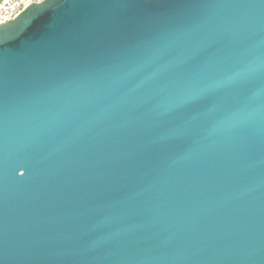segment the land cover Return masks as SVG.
<instances>
[{
    "label": "water",
    "instance_id": "obj_1",
    "mask_svg": "<svg viewBox=\"0 0 264 264\" xmlns=\"http://www.w3.org/2000/svg\"><path fill=\"white\" fill-rule=\"evenodd\" d=\"M0 264H264V0L0 24Z\"/></svg>",
    "mask_w": 264,
    "mask_h": 264
},
{
    "label": "built area",
    "instance_id": "obj_2",
    "mask_svg": "<svg viewBox=\"0 0 264 264\" xmlns=\"http://www.w3.org/2000/svg\"><path fill=\"white\" fill-rule=\"evenodd\" d=\"M43 0H0V24L15 19L33 2Z\"/></svg>",
    "mask_w": 264,
    "mask_h": 264
},
{
    "label": "snow or ice",
    "instance_id": "obj_3",
    "mask_svg": "<svg viewBox=\"0 0 264 264\" xmlns=\"http://www.w3.org/2000/svg\"><path fill=\"white\" fill-rule=\"evenodd\" d=\"M251 71V69H250ZM212 85H207L205 86L204 89H201L199 91H192V90H189L188 93H187V98L188 99H191V100H195L197 97H199L204 91H206L208 88H211Z\"/></svg>",
    "mask_w": 264,
    "mask_h": 264
}]
</instances>
